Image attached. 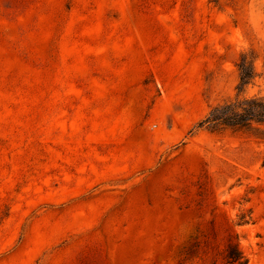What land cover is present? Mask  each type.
I'll use <instances>...</instances> for the list:
<instances>
[{
  "label": "rangeland",
  "instance_id": "374dc122",
  "mask_svg": "<svg viewBox=\"0 0 264 264\" xmlns=\"http://www.w3.org/2000/svg\"><path fill=\"white\" fill-rule=\"evenodd\" d=\"M251 3L0 0V264H264V141L194 129L264 97Z\"/></svg>",
  "mask_w": 264,
  "mask_h": 264
},
{
  "label": "trees",
  "instance_id": "16d2710c",
  "mask_svg": "<svg viewBox=\"0 0 264 264\" xmlns=\"http://www.w3.org/2000/svg\"><path fill=\"white\" fill-rule=\"evenodd\" d=\"M240 71V86L250 84L254 79L252 65L247 63L246 56L241 57L238 65ZM196 130H206L211 133L231 131L247 134L264 141V97L240 98L228 101L211 109L207 116L195 127ZM251 219L241 221L238 225L248 224ZM225 264H248V259L239 247L238 236L230 239L225 250Z\"/></svg>",
  "mask_w": 264,
  "mask_h": 264
},
{
  "label": "clouds",
  "instance_id": "9594fccd",
  "mask_svg": "<svg viewBox=\"0 0 264 264\" xmlns=\"http://www.w3.org/2000/svg\"><path fill=\"white\" fill-rule=\"evenodd\" d=\"M249 11L253 23H255L257 19L264 20V0H252Z\"/></svg>",
  "mask_w": 264,
  "mask_h": 264
}]
</instances>
